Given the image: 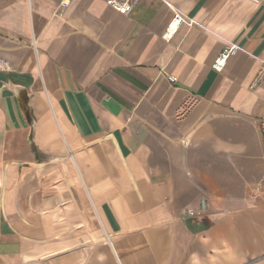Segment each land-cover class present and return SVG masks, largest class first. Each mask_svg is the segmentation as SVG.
Returning <instances> with one entry per match:
<instances>
[{
    "label": "crops",
    "instance_id": "1",
    "mask_svg": "<svg viewBox=\"0 0 264 264\" xmlns=\"http://www.w3.org/2000/svg\"><path fill=\"white\" fill-rule=\"evenodd\" d=\"M262 70L264 0H0V264H264Z\"/></svg>",
    "mask_w": 264,
    "mask_h": 264
},
{
    "label": "built area",
    "instance_id": "2",
    "mask_svg": "<svg viewBox=\"0 0 264 264\" xmlns=\"http://www.w3.org/2000/svg\"><path fill=\"white\" fill-rule=\"evenodd\" d=\"M138 1L139 0H106V3L110 7H112L114 10H116L118 13L127 14L131 11L133 6ZM173 10H174V17L171 20V22L169 23L166 31L163 34V37L166 40L172 39V37L178 31V29L181 27V25L186 24L189 26H193V25L197 24L195 19L187 17L186 15H184L180 11L176 10L175 8H173ZM240 49H241V47L237 43H229L226 46V48L215 59V61L213 63V68L218 72L223 71L227 65L229 58L232 55H234L237 51H239ZM263 74H264V70H262L261 75H263ZM168 80L171 83H174L176 81V78L172 75H168ZM258 126H259V131H260L262 141L264 143V119L259 120ZM190 214L195 215L197 213L195 211H191Z\"/></svg>",
    "mask_w": 264,
    "mask_h": 264
}]
</instances>
